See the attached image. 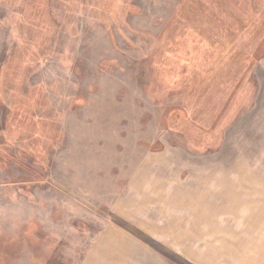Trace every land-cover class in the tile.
Wrapping results in <instances>:
<instances>
[{
	"label": "rangeland",
	"instance_id": "obj_1",
	"mask_svg": "<svg viewBox=\"0 0 264 264\" xmlns=\"http://www.w3.org/2000/svg\"><path fill=\"white\" fill-rule=\"evenodd\" d=\"M258 2L0 0V264H264Z\"/></svg>",
	"mask_w": 264,
	"mask_h": 264
},
{
	"label": "crops",
	"instance_id": "obj_2",
	"mask_svg": "<svg viewBox=\"0 0 264 264\" xmlns=\"http://www.w3.org/2000/svg\"><path fill=\"white\" fill-rule=\"evenodd\" d=\"M247 13V15H242V18L236 21L237 25H235L233 21L231 22V20L229 22L228 19H230V17H228V15H225L223 19L221 17L218 25L219 29L217 28V31L212 33L211 46L213 48L224 50L222 56L219 55L216 59V63L221 66L219 68L221 75H223V73L229 74L230 71L233 70L231 65L233 64L234 66L236 60H240L242 62L244 59L246 60L244 62L246 65L251 61L250 53H244L241 47L237 45V34L239 35L240 33V36H244L247 39L249 35L252 34L257 40L259 47L264 45V6L258 2V6L256 8L253 7V9ZM240 56H242L243 59H240ZM262 57H264V55ZM235 70L239 71L236 68ZM104 238H106V236H104ZM113 251L114 249H111L112 254L110 255H107L106 251L102 253L100 251H97L94 254L91 253L82 264H128V262L123 260V256L120 255V259L115 257ZM103 254L106 256V258H103L104 261L101 262V256L105 257Z\"/></svg>",
	"mask_w": 264,
	"mask_h": 264
}]
</instances>
